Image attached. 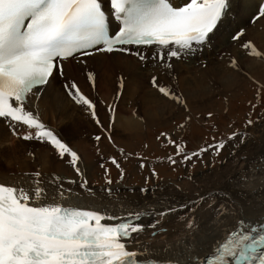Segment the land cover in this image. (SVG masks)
<instances>
[{
    "label": "snow or ice",
    "instance_id": "snow-or-ice-1",
    "mask_svg": "<svg viewBox=\"0 0 264 264\" xmlns=\"http://www.w3.org/2000/svg\"><path fill=\"white\" fill-rule=\"evenodd\" d=\"M234 6V0H187L180 6H174L170 0H110V9L106 10L104 0H0V120L13 136L50 146L59 159L67 160L84 177L82 156L43 122L38 102L59 77L64 94L89 111L101 131L107 133L110 143L113 142L110 128L114 124L104 128L96 103L74 79L66 78L65 62L76 60L79 55L85 59L78 63L86 65V58L106 53L134 56L145 64L149 56L142 49L155 47L158 51L151 59L170 74L173 58L195 55L200 47L211 43L219 29L234 24L229 20ZM113 19L117 27L111 31ZM261 21H264V0L247 23L255 25ZM246 36V27H235L230 38L243 50L244 58L264 61V49L254 40H246ZM229 65L234 71L248 75L237 58L231 57ZM86 78L95 87L96 73L88 71ZM150 83L160 96L184 108L186 123L178 127L186 128L192 115L183 94L162 84L157 75L151 76ZM120 86L123 89V77ZM255 107L253 104L252 108ZM115 111L110 105V115ZM208 115L211 117L212 113ZM254 123L249 116L246 127ZM20 128L25 130L21 132ZM238 136L240 145L250 139L247 132H232L227 140L207 144L191 153L185 152V146L169 133L162 132L157 139L164 137L175 146L182 161L189 162L193 158L201 160L208 153L220 155ZM94 140L100 142L102 136L96 135ZM120 151L125 158L130 155L123 149ZM167 159L173 165L177 163L172 156ZM110 162L120 170L122 179L124 170L120 162L115 157ZM256 162H264V156ZM100 166L107 174L105 165ZM139 167L144 168L145 164ZM152 175L157 174L153 171ZM41 177L40 171L32 173L31 187L0 182V264H264V219H249L239 214L238 209L233 218L226 206L220 205V219L226 223H213L193 244L188 237L201 228L196 212L203 211L205 204L213 206L204 196L198 195L195 201L179 206L133 209L117 216L103 205L85 207L71 203L72 190L65 189L59 177L53 176L47 182L56 188L50 194ZM111 183L110 179L106 181L108 185ZM79 186L94 195L86 178ZM103 191L111 196L113 190L108 187ZM148 191L141 189L142 193ZM183 210L191 215L177 217L184 223V230L178 241L179 250L173 255H168L171 245L166 244L161 249L163 255H158L151 245L139 239L149 229L153 239L166 233L165 219ZM148 217L151 221L144 223ZM210 219L214 221L215 217Z\"/></svg>",
    "mask_w": 264,
    "mask_h": 264
},
{
    "label": "bare ground",
    "instance_id": "bare-ground-1",
    "mask_svg": "<svg viewBox=\"0 0 264 264\" xmlns=\"http://www.w3.org/2000/svg\"><path fill=\"white\" fill-rule=\"evenodd\" d=\"M171 1L175 6H180L187 2V0ZM255 1L258 2L257 6L254 0H234L235 6L229 17V20L233 21L234 24L227 28L219 29L211 43L200 47L195 55L180 59L181 63L186 62L187 69H192L193 73L187 71L184 74L185 72L182 69L177 68L175 70L172 69L169 74L161 65L151 59L158 49L150 47L142 49L149 56V60L145 64H141L136 57L126 54L96 53L93 57L86 58L85 65L78 63L79 60L85 59L78 55L76 60L65 62L66 78L74 79L84 93L94 98L93 102L97 105V115L102 120L104 111L109 109L106 96L109 87L114 86L123 92L121 98L126 101V110H116L111 115L109 113L110 120L113 117L115 118V124L112 127L113 131H111L113 140L118 139L122 135L126 137L137 136L148 125L155 124L154 121L150 120V117L153 119L156 112L149 109L143 113L145 126L141 127L139 116L134 114L133 106L131 104V107L129 104L136 93L148 94L155 92V90L150 88V78L153 75H157L160 81L168 78L174 79L176 84L179 83L181 89L185 92H190L194 88L198 89L201 91V97L198 102L208 96L207 104L214 102L212 107H190L192 112L201 113L202 111L214 112L222 110L225 105L220 101H215V96L235 91V88L240 83L243 84L247 76H251L254 72L261 71L264 68V61L244 58L243 50L230 38L231 32L235 30V27H246L247 36L245 39L254 40L259 48L264 49V21L255 25L247 23L262 2V0ZM104 4L106 10L110 9V0H104ZM112 25L113 28L117 27L114 19L112 20ZM231 57H235L240 61L244 72L248 75L236 72L230 67L229 59ZM204 58L208 64L203 62L205 64L203 65L199 62L201 59L204 60ZM176 61L177 59L175 58L170 61L173 68ZM88 71L96 73L95 87L86 78ZM121 77L124 80L123 89L120 86ZM62 83L58 77L38 102V108L43 122L60 133L61 137L81 155L82 144L76 145V143L79 140L85 142L83 139L85 137V124L88 126L90 124L89 121L93 119L88 110L74 104L64 94ZM138 97L140 96L138 95ZM216 105L218 107H215ZM184 114L186 115L185 111ZM93 122L95 123L94 120ZM103 126L106 128L104 124ZM96 128L102 132L97 124ZM119 128L124 133L121 131L117 133ZM18 130L23 132L25 129L20 128ZM253 132L255 133V131ZM254 133H251L252 136L249 133L251 137L249 136V144L244 148V153L236 152L220 168V174L223 177L221 181H218L215 176L219 171L218 167L211 170L212 172H207L205 177L201 178V181H208L209 185H197L193 191H189L186 187H181L180 189L161 191L152 189V191L149 190L147 193L141 194L139 191H134V193L127 192L125 191L126 188H124V193L109 196L106 193L100 194V191H95L96 193L92 195L87 190L82 189L79 186L82 179H75L65 174L62 171L61 164L59 165L60 159L54 154L52 149L40 148V143L35 141H33L30 148L28 142L13 136L7 124L0 120V182L31 187L33 183L32 173L40 171L42 173L41 178L46 182L50 194L55 193L56 188L51 184H47V182L53 176L59 177L63 181L64 188L72 190L71 203H78L85 207L103 205L110 214L117 216H123L127 211L133 209L154 208L161 210L169 206H179L189 201H195L198 195L204 196L205 200L211 201L213 206L209 208L205 204L203 206L204 210H198L195 214L201 228L195 235H190L188 240L193 244H197L213 223H226L220 219L221 213L218 211L220 205H225L226 210L230 212L233 218L237 215L238 209L239 214H243L249 219H264V162H256L259 157L264 156V132L259 135ZM106 135L107 133L104 136ZM30 152L35 155L30 156ZM245 152H249L250 155L248 154L249 156L243 158ZM82 168L85 171L84 163ZM25 173L28 175H25ZM82 178L84 179V177ZM71 181H75V183H70ZM179 215L187 217L191 213L183 210L174 216H169L163 223V227L167 229L166 233L153 239L151 237L152 230L149 229L139 239L144 244L151 245L158 255H163L161 249L166 244L171 245V251L168 252V255H173L179 250L178 241H180L184 230V223L177 218ZM211 217H215V220L210 219ZM151 219V217L145 218L144 223H149ZM132 247L136 246L133 245Z\"/></svg>",
    "mask_w": 264,
    "mask_h": 264
},
{
    "label": "rangeland",
    "instance_id": "rangeland-1",
    "mask_svg": "<svg viewBox=\"0 0 264 264\" xmlns=\"http://www.w3.org/2000/svg\"><path fill=\"white\" fill-rule=\"evenodd\" d=\"M254 2L257 6L258 2L255 0ZM199 62L203 65L208 64L205 58L204 60L201 59ZM177 68L182 69L185 72L184 74H186L187 71L193 73L192 69H187L186 62L181 63V60L176 61L173 70ZM60 82L62 83L61 79ZM160 82L162 84H168L178 93H182L189 108L195 106L212 107L214 104V102L209 105L207 104L206 101L209 96L204 97L201 102H198L201 97V91L194 88L190 92H185L181 89L180 84H176V81L172 78L164 79ZM257 82H259V85H264V68L261 71L254 72L251 76H247L243 84L240 83L241 86L239 84L238 87L235 88V91L216 95L215 101H220L225 107L222 110L211 112V117L208 115L210 111H202L201 113H194L191 111L192 120L188 122V126L184 129L178 127V125L186 123L184 108L160 96L152 85L150 88L155 90L154 93H136L133 95L130 101L131 103H129L130 106L131 104L133 106L131 107L135 111H133L134 114L139 116L138 119L141 123V127L145 126V117L143 113L149 109L156 112L153 119L150 117V120L154 121L155 124L148 125L137 136L126 137L122 135L118 139H112L113 142L110 143L106 138L107 135L104 136L105 132H100L96 128V124L93 120H90L88 126L85 124V137H83L85 142L79 140L76 143V145L82 144L80 153L84 161V178L87 179L88 186L92 189L93 193L100 191V194L106 193L103 190L108 187L113 190L112 194H121L125 191L131 193L139 191V193L142 194V188H147L150 191H152V189L161 191L186 187L189 191H193L197 185H209L208 181H201V178H204L207 172H212L211 170L218 167L219 171L215 176L218 181H221L223 177L220 174V168H222L236 152H240L241 154L244 153V148L249 144V139L246 142L247 144L240 145V137L238 136L236 140L231 141L230 144L227 145L220 155L208 153L203 155L201 160L193 158L192 161L183 162L182 156L176 154L174 145L168 144L164 137H160L159 139H157V137L160 136L162 132L169 133L177 140L178 144L185 146V152L191 153L206 146L204 143L208 140L212 141L217 137L221 140H227L229 132H236L239 134L247 132L248 136L254 133L253 131H255V135L261 134L264 132V87H259ZM185 86L187 87V85ZM258 91L260 94L259 99H257ZM118 93H120L119 96H117ZM84 94L88 96L86 93ZM122 94L123 92L121 90L119 91L116 87H109L106 94L108 107L111 105L116 110H126V101L121 98ZM138 95L140 97H138ZM88 97L94 101L93 97ZM253 104L256 105L254 109L252 108ZM215 107H218V105ZM109 113V109L104 111L103 120L100 119L102 124L108 129L110 125L115 124V118L113 117L112 120H110ZM170 115L173 116L171 117ZM249 116L255 123L252 126L246 127V121ZM110 130L113 131V128L111 127ZM119 131L124 133L121 128L118 129L117 133H119ZM96 135L104 137H102L100 142H96L94 140ZM32 144L33 141L28 142L30 148ZM233 145H239V147L234 148ZM41 147L51 149L50 146L40 143V148ZM121 149L124 150V153H129L130 155L125 158V156L121 154ZM248 154L249 152H245L243 158L250 155ZM168 156H172L176 159L177 163L175 165L171 164L167 159ZM111 157H115L120 162L124 170L122 179L120 170L111 164ZM141 163L145 164L144 168L139 167ZM101 164H104L109 170L107 174L105 173V169L100 166ZM59 165L62 166V171L65 174L75 179H83L75 172L67 160L60 159ZM153 171H155L157 175L153 176ZM189 177H191V179H189ZM109 179L112 181L111 185L106 184V181ZM124 188H126V190Z\"/></svg>",
    "mask_w": 264,
    "mask_h": 264
}]
</instances>
